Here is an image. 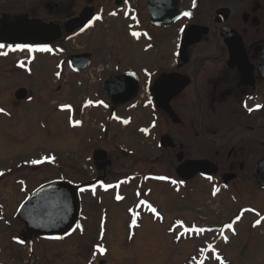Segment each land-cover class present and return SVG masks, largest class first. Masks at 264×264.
Returning a JSON list of instances; mask_svg holds the SVG:
<instances>
[{
	"label": "rangeland",
	"instance_id": "1",
	"mask_svg": "<svg viewBox=\"0 0 264 264\" xmlns=\"http://www.w3.org/2000/svg\"><path fill=\"white\" fill-rule=\"evenodd\" d=\"M35 1L0 3L15 13L29 12ZM147 1L140 0L142 27L156 37L158 50L154 39H131L125 22L119 18L107 25L98 23L75 40H63L48 52H17L0 59V106L7 108V112L0 113V264H84L90 256L97 258L94 264H264L262 192L246 189L243 195H237V201L227 191L212 197L210 185L198 175L185 180L186 186L179 190L163 183H143V188L150 189L146 199L158 210L154 212L155 221L152 215H144L139 228L129 226L135 215L132 218L134 211H127L135 204V191L141 186L133 181L118 189L125 194V200L118 192L112 197L115 189L83 194L81 228L63 241H20L24 227L16 218L17 209L47 182L58 178L86 182L103 174L107 182H115L128 173L139 172L176 176L179 162L157 142L166 133L179 135L180 127L157 108L159 119L153 135L143 136L137 129L154 119L153 109L144 106L147 77L142 71L165 67L169 56L160 61V54H170L173 49L166 33L150 23ZM82 3L77 1L75 7L57 16L71 14ZM181 24L177 23L173 30ZM145 45L151 48L147 51ZM84 53L90 55L91 64L74 73L69 66L70 56ZM22 55H32L34 61L16 68ZM127 69L134 70L142 80L139 94L133 103L119 106L112 121L107 122L111 104L102 92L103 80ZM19 88H26L32 96L20 105L15 99ZM94 104L99 106H91ZM117 113L121 118L132 117L133 122L126 125L117 120ZM80 121L83 124L78 126ZM197 141L192 135L188 143L197 145ZM100 149L107 152L105 161L111 163L103 171L92 159ZM196 150H191V156L199 155ZM247 205L262 209L256 215L250 211L238 213L241 206ZM105 212L107 223L103 225ZM102 231H106L102 245L108 248L104 254H96L92 245L99 242ZM222 232L227 241L224 238L208 247V242L214 245Z\"/></svg>",
	"mask_w": 264,
	"mask_h": 264
},
{
	"label": "flooded vegetation",
	"instance_id": "2",
	"mask_svg": "<svg viewBox=\"0 0 264 264\" xmlns=\"http://www.w3.org/2000/svg\"><path fill=\"white\" fill-rule=\"evenodd\" d=\"M77 1L36 0L29 12L15 13L0 3L2 27L15 25L23 17L58 25L63 32L62 39L47 48H38L35 44L27 48L0 45V59L5 60L17 52L24 55L32 50L43 52L47 49L45 51L48 52L63 40H75L98 23L107 25L110 20L119 18L122 23L125 22V30L130 38L139 41L137 39L141 37L142 31L140 0H82L79 9L64 14L62 18L57 16L58 12L75 7ZM178 8L180 12L186 11L191 15L181 14L179 20L170 26H154L166 33L165 37L173 42V49L170 54L163 51L160 54V61L169 56V63L165 67L148 68L149 73L144 74L147 77L144 85L147 88L153 86L163 75H167V79L159 86L166 88L165 92L173 93L178 85H185L170 102L173 112L162 111L173 125L180 127L181 132L177 135L171 129V133H166L172 138V146H161L163 135L157 142L160 148L169 152L172 159L176 158L179 165L176 176L167 173L139 175V172L133 175V179L137 182H159L170 188L174 181L184 186L187 181L181 179L178 168L186 161L201 160L207 162L212 174L200 172L196 175L210 185V195L217 196L227 191L233 201H237V195H243L246 189H255L264 195V188L254 181L255 168L264 160V0H178ZM85 11L92 13L91 21L85 27L66 32V23L79 18ZM177 23L182 24L173 30ZM191 26H195L194 32L200 35V40L188 46L186 53L179 56L177 48L182 31ZM152 38L156 49H160L156 37ZM24 55L20 56V65L28 60ZM116 69L118 71L119 66ZM127 71L134 70L127 69L113 75ZM156 96H159L157 92ZM31 97L28 95L15 99L20 105ZM0 109H3L0 113L7 112V108L2 105ZM154 130L150 127L148 132L152 131V134L147 137L153 135ZM138 131L143 133L141 129ZM192 135L198 139L197 145L188 143ZM193 149L198 150L197 157L191 156ZM99 164L95 162L98 170ZM244 207L253 206L240 208ZM253 208L255 213L262 209L257 206ZM96 261L97 258L90 256L84 264H94Z\"/></svg>",
	"mask_w": 264,
	"mask_h": 264
},
{
	"label": "water",
	"instance_id": "3",
	"mask_svg": "<svg viewBox=\"0 0 264 264\" xmlns=\"http://www.w3.org/2000/svg\"><path fill=\"white\" fill-rule=\"evenodd\" d=\"M176 0H150L148 9L151 15V20L154 23H168L177 14ZM92 13L83 12L79 18H76L66 23V31L72 32L78 27H84L91 19ZM170 19V21L168 20ZM0 23V41L9 43L29 44L31 42L39 45H49L61 36V28L55 24H46L40 20H28L20 18L15 25L2 27ZM189 32L185 37V48L189 42H194L197 39L190 41ZM89 54L73 55L71 57V66L74 70L85 68L89 65ZM165 77V76H164ZM161 78L153 88L159 96L156 98L158 107L168 113H172L169 102L176 92H179L183 87L177 86L173 94L164 93L162 87L157 86L162 83ZM160 81V82H159ZM138 90V82L134 74L129 73L122 76H110L103 83V92L109 97L113 103L114 110L118 105L124 104L134 98ZM27 90L19 89L15 96L18 99L26 97ZM171 138L164 136L162 142L164 146L170 144ZM107 153L104 150H99L94 158L96 160H105ZM110 161H105L102 167L109 164ZM211 173L207 162L191 160L182 165L179 169V174L184 179L192 178L197 172ZM104 177L99 178L91 183H86L81 186L75 185L69 181H53L38 188L32 193L26 202L21 206L18 213V218L23 224L29 235H23L22 241H26L32 235L43 237H63L70 233L75 227L81 212V203L79 198L80 189H89L95 187ZM254 180L264 188V160H262L255 169Z\"/></svg>",
	"mask_w": 264,
	"mask_h": 264
},
{
	"label": "snow or ice",
	"instance_id": "4",
	"mask_svg": "<svg viewBox=\"0 0 264 264\" xmlns=\"http://www.w3.org/2000/svg\"><path fill=\"white\" fill-rule=\"evenodd\" d=\"M184 15H186V16H190L191 15V13H184ZM0 47H2V46H0ZM45 50H47V49H45ZM259 107V106H258ZM0 111H3V109H0ZM251 111V110H250ZM35 163V162H34ZM0 175H3V173H0ZM175 183V182H174ZM149 207H151V205H149ZM152 211L153 212H156V209L155 208H152ZM260 223V221L258 220L257 221V224H259ZM133 224H135V220H133ZM178 226H183V224H182V222H178ZM229 228H231L232 227V225L230 224L229 226H228ZM197 231H204V229H198ZM225 241H227V237H225ZM100 251L101 252H103L104 251V249H100Z\"/></svg>",
	"mask_w": 264,
	"mask_h": 264
}]
</instances>
